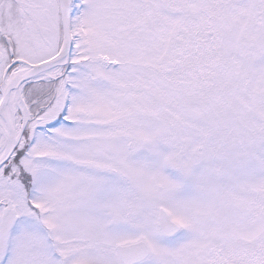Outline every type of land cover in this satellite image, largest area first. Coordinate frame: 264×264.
<instances>
[{
    "label": "snow or ice",
    "instance_id": "obj_1",
    "mask_svg": "<svg viewBox=\"0 0 264 264\" xmlns=\"http://www.w3.org/2000/svg\"><path fill=\"white\" fill-rule=\"evenodd\" d=\"M0 264H264V0H0Z\"/></svg>",
    "mask_w": 264,
    "mask_h": 264
}]
</instances>
